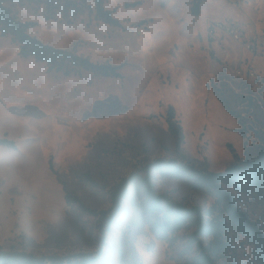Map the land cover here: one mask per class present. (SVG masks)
I'll use <instances>...</instances> for the list:
<instances>
[{
    "label": "rangeland",
    "instance_id": "obj_1",
    "mask_svg": "<svg viewBox=\"0 0 264 264\" xmlns=\"http://www.w3.org/2000/svg\"><path fill=\"white\" fill-rule=\"evenodd\" d=\"M192 3L107 0L117 25L88 9L68 23L60 14L48 20L42 9L13 6L21 20L35 23L29 32L44 43L119 66L121 76L50 70L45 62L21 56L20 45L0 35V138L17 146H0L4 249L65 255L96 252L107 240L131 263L180 264L177 253L192 230H182L171 244L155 236L130 205L119 227L105 234L97 217L69 204L67 195L88 208L109 209L112 188L133 174L145 175L157 160L222 172L264 143V0H202L198 16L191 13ZM225 19L257 33V79L231 80L233 66L252 55L233 41L207 38L208 25ZM223 83L231 88L235 115L215 94ZM170 108L183 134L180 147L169 131ZM150 175L157 191L175 202L204 208L213 201L156 167ZM239 203L264 227V201L241 195ZM106 249L113 264H124ZM238 253L241 264H252L249 246Z\"/></svg>",
    "mask_w": 264,
    "mask_h": 264
},
{
    "label": "trees",
    "instance_id": "obj_2",
    "mask_svg": "<svg viewBox=\"0 0 264 264\" xmlns=\"http://www.w3.org/2000/svg\"><path fill=\"white\" fill-rule=\"evenodd\" d=\"M106 1L0 0V35L9 36L13 42L18 43L21 56L34 57L37 61L45 62L50 70L63 71L65 75L88 70L103 76L120 77L119 66L96 64L87 57L76 54L74 50L44 43L29 32L35 23L21 20L13 9L15 4L35 11L42 9L46 19H55L60 14L61 19L68 23L88 9L90 12L94 11L97 19L117 25L118 20L113 12L105 8ZM90 2H93V8ZM201 3L202 0H193L192 15L200 14ZM223 84L225 88L216 87L215 94L223 106L235 115L230 104L231 94H227L231 93V88L227 83ZM245 99L253 101L251 98ZM174 114L170 108L167 122L169 131L176 137L180 147L183 134ZM239 122L245 125L242 119ZM0 146L17 147L13 140L6 137L0 138ZM151 167H156L164 176L184 179L192 190L209 196L213 200L211 205L204 208L188 206L173 201L166 193H160L150 175ZM144 171L145 175L133 174L129 178H123L112 188V206L109 209L88 208L71 195H67V201L97 217L105 234L119 227L120 214H130V205L138 210L140 217L155 236L168 240L171 244L180 238L179 233L182 230H192L183 236L185 241L176 256L180 264H241L238 259L240 246L250 247L252 264H264V227L239 203L241 195L264 201V143L259 144L254 154L237 160L222 172L200 168L188 161L178 162L177 159L157 160ZM102 244L104 245L96 252L42 256L16 249L6 250L0 245V264H113L107 247L113 254L119 255L124 264H136L127 261L116 242L111 244L104 240Z\"/></svg>",
    "mask_w": 264,
    "mask_h": 264
},
{
    "label": "built area",
    "instance_id": "obj_3",
    "mask_svg": "<svg viewBox=\"0 0 264 264\" xmlns=\"http://www.w3.org/2000/svg\"><path fill=\"white\" fill-rule=\"evenodd\" d=\"M207 38L219 43L223 39L233 41L238 46L242 47L244 51L252 55V60L247 62L241 59L233 66V76L231 80H244L258 78V71L253 65L255 52L259 45L257 33L254 30L246 31L245 28L234 19L215 20L212 21L207 28ZM227 54L226 51H224ZM226 76V75H225Z\"/></svg>",
    "mask_w": 264,
    "mask_h": 264
}]
</instances>
